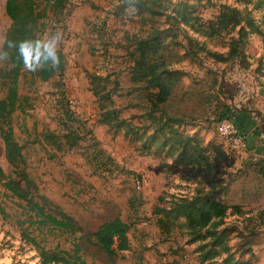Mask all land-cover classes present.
<instances>
[{
    "label": "rangeland",
    "instance_id": "374dc122",
    "mask_svg": "<svg viewBox=\"0 0 264 264\" xmlns=\"http://www.w3.org/2000/svg\"><path fill=\"white\" fill-rule=\"evenodd\" d=\"M171 1H187L195 6L200 2L197 7L203 19L216 15L220 4L243 8L235 0ZM4 3L5 0H0V47L10 24ZM208 3L215 6L207 7ZM118 5L119 0H67L61 14L50 9L47 12L40 38L52 32L61 33L63 39L58 50L64 55L66 67L62 76L45 83L26 69L19 79L23 111L9 118L13 139L22 148V162L16 169L5 160L0 137V169L4 176L0 180V264H41L37 250L25 241L23 234L35 238L46 250L72 252L77 247L86 264H206L199 259L197 244L188 242L184 229L173 228L169 234L160 232L154 215L157 208L167 207L173 199H189L200 191L239 206L245 216L230 215L225 222L241 228L246 223L244 218L255 216L264 207L263 183L248 168L263 155L260 145L264 142V44L260 38L250 36L245 45L246 61L250 64L247 71L233 65L215 67L224 76L220 83L222 91L209 90V77L203 70L209 67L207 60L202 61L204 67L187 61L173 65L182 77L164 108L166 114L193 122L195 132L204 142L215 144L221 152L215 157L213 175L198 176L193 169L171 166L170 159L155 153V149L145 153L141 141H132L131 136L125 135V129L114 130L99 124L101 103L91 91L88 75L102 78L96 82L100 90H111L114 83L118 85L112 95V108L131 126L140 130L148 122L143 118L145 103L141 94L130 83L129 63L125 58L128 38L139 32L138 21L136 17L117 16ZM262 15L264 8L254 13L257 19ZM195 38L213 52L226 51L225 36L213 41ZM192 95L209 100V109L199 106ZM4 96L0 88V98ZM103 105L109 107L104 102ZM244 111L252 120L248 122L249 129L258 133L253 138L254 146L244 135L247 151H254L246 154L245 159L234 153L215 131L216 124L226 114L228 120L234 121L236 114ZM65 115L71 117L68 124ZM69 131L80 134L82 140L71 150L63 147L57 152L47 136L53 134L64 144L61 136ZM93 151L101 152L105 158L103 165L91 161ZM140 175L146 179L138 190L135 182ZM24 177L32 184L30 193L34 200L45 207L46 213L68 216L82 232L38 227L37 218L25 202L3 186L10 179L25 188ZM115 218L130 226V248L109 260L99 249L85 243L84 238ZM230 241L231 254L239 263L264 264V228L258 230L257 244L250 255L237 251L236 238Z\"/></svg>",
    "mask_w": 264,
    "mask_h": 264
},
{
    "label": "trees",
    "instance_id": "16d2710c",
    "mask_svg": "<svg viewBox=\"0 0 264 264\" xmlns=\"http://www.w3.org/2000/svg\"><path fill=\"white\" fill-rule=\"evenodd\" d=\"M66 2L67 0H5L4 3V13L10 24L0 47V52L7 53L6 58L0 59V88L5 93L4 98H0V137L4 144L5 160L13 169L22 162V148L13 139L9 118L14 113L23 111L19 96V79L25 68L17 58L15 50L7 47V41L40 38L49 9L54 14H61ZM197 3L200 6V2ZM235 3L241 5L242 10L236 6L220 4L216 15L203 19L199 15L198 5L187 1L119 0L116 15L124 18L136 17L138 21L139 32L128 38L130 42L125 49V58L129 63L130 83L141 94L145 103L143 118L148 122L140 130L131 126L127 120L119 116L118 110L112 108V95L118 90V85L114 83L111 90L105 91L104 88L100 90L96 82L102 78L88 75L91 91L101 103L99 124L114 130L125 129V135L131 136L132 141L138 139L141 141V149L145 153L155 149V153L159 152L164 158L170 159V165L173 167L193 169L198 172V176H212L215 171V157H219L221 152L215 144L204 142L202 136L195 132L193 122H186L181 117L168 116L164 108L172 99L182 77L181 72L173 68L174 64L187 61L194 66L200 64V67H204L202 61L207 60L209 67L205 66L203 70L204 75L209 77L210 91L215 88L222 91L220 83L224 76L219 74L216 66L233 65L240 71L249 69L250 64L246 61L244 51L248 38L257 36L264 44V15L259 19L254 16V13L262 12L264 0H235ZM214 6L211 3L207 4V7ZM193 36L207 41L225 36L228 41L224 47L226 51L213 52L206 48L204 42ZM58 55L60 63L57 67L46 65L37 72H31L32 75L42 83L62 76L66 62L61 50H58ZM191 98L196 99L199 106L208 108L210 101L201 95H192ZM102 102L109 107L102 106ZM216 110L215 107L214 114ZM240 114H243L240 116L243 124L252 121L245 115L249 113L244 111ZM224 117L229 119L227 114ZM63 118L65 123L71 119L70 115ZM231 122L244 138V131L241 124L238 125V121L236 122V117ZM186 127L190 128L189 131ZM148 130L152 133L148 134ZM47 139L55 150L60 152L63 147L64 150L76 147L82 137L75 131H69L61 136L64 144H61L59 138L53 134L47 136ZM232 151L236 153L233 149ZM104 159L101 152L93 151L92 162H98L100 166L104 164ZM248 168L252 169L254 176L264 186V158L255 159ZM2 178L4 179V176L0 169V180ZM3 186L14 197L25 202L33 216L37 218L35 223L38 227L48 226L70 233L82 232L68 216L46 213L45 207L34 200L30 193L32 184L25 177V188L18 187L10 179ZM154 215L161 233L169 234L173 228L184 229L188 242L197 244L199 259L206 264H241L240 260L231 254L230 240L236 238L237 251L250 255L252 248L257 244L255 241L258 238V230L260 227L264 228V207L255 216L244 218L243 221L246 223H243L241 228L236 224L228 226L226 218L230 215L243 217L245 216L243 210L239 206L224 203L200 191L189 199H173L167 207L157 208ZM129 229L128 224L115 218L98 226L93 233L86 235L84 241L99 249L109 260H113L117 253L129 250ZM23 237L35 247L41 264H86L77 247L72 252L46 250L35 238L25 234ZM219 258H222L221 261H218Z\"/></svg>",
    "mask_w": 264,
    "mask_h": 264
},
{
    "label": "clouds",
    "instance_id": "9594fccd",
    "mask_svg": "<svg viewBox=\"0 0 264 264\" xmlns=\"http://www.w3.org/2000/svg\"><path fill=\"white\" fill-rule=\"evenodd\" d=\"M63 37L59 32L49 33L42 38L9 40L7 47L16 52L17 58L29 72H37L46 65L55 68L59 65L58 46ZM6 52H0V59L6 58Z\"/></svg>",
    "mask_w": 264,
    "mask_h": 264
},
{
    "label": "built area",
    "instance_id": "2783aa9c",
    "mask_svg": "<svg viewBox=\"0 0 264 264\" xmlns=\"http://www.w3.org/2000/svg\"><path fill=\"white\" fill-rule=\"evenodd\" d=\"M71 107L72 102L69 101ZM216 134L219 138L228 142L230 147L237 153V154H244L247 152V143L243 136L239 133L238 129L234 126V124L227 119L221 120L216 124L215 127ZM140 179V180H139ZM135 182L136 189L140 190L142 184L145 182V176L140 175L139 178Z\"/></svg>",
    "mask_w": 264,
    "mask_h": 264
},
{
    "label": "crops",
    "instance_id": "0c3cea01",
    "mask_svg": "<svg viewBox=\"0 0 264 264\" xmlns=\"http://www.w3.org/2000/svg\"><path fill=\"white\" fill-rule=\"evenodd\" d=\"M240 116H241L240 114H236V122L238 121V125H239V123L241 124L242 130L244 131L243 133H244V135H246V139L248 140V137H249L250 138V141L252 142V145L254 146V144H253V138H256L257 135H258V133L256 131H254V130L252 131L251 129H249V123H244L243 124ZM250 134H251V136H250ZM255 147H256V151L259 150V144L257 146H255ZM260 147H261L260 150L263 152V155L261 157L264 158V142H263V145H260ZM250 153H253L254 154V151L253 150L251 151V150L248 149V151L246 153L240 154V155H242L243 158H244V157L247 156L246 154L249 155ZM245 163H247V162H245Z\"/></svg>",
    "mask_w": 264,
    "mask_h": 264
}]
</instances>
